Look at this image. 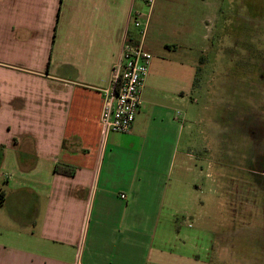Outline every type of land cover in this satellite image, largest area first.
<instances>
[{"label": "crops", "instance_id": "crops-1", "mask_svg": "<svg viewBox=\"0 0 264 264\" xmlns=\"http://www.w3.org/2000/svg\"><path fill=\"white\" fill-rule=\"evenodd\" d=\"M224 2L0 0V264H216L185 174L205 166L188 92ZM136 17L153 56L143 102L132 130L103 142V90L140 39Z\"/></svg>", "mask_w": 264, "mask_h": 264}, {"label": "rangeland", "instance_id": "rangeland-1", "mask_svg": "<svg viewBox=\"0 0 264 264\" xmlns=\"http://www.w3.org/2000/svg\"><path fill=\"white\" fill-rule=\"evenodd\" d=\"M238 1L244 6L233 7L232 0H225L222 13L227 18L234 14V19L227 21L222 15L216 43L198 71L199 81L188 92L189 98L197 99L192 105L194 121L189 139L193 154L202 156L205 166L202 171L200 163L192 161L193 170L185 177L202 188L199 196L205 205L195 207L200 214L196 225L204 226L215 241L212 261L264 264V184L250 172V156L256 150L249 124L244 122V115L260 109L255 93V58L242 57L251 51L264 58V0ZM234 42L237 47L230 46ZM230 53L235 54L233 62ZM5 172L0 168V189L8 183Z\"/></svg>", "mask_w": 264, "mask_h": 264}, {"label": "built area", "instance_id": "built-area-1", "mask_svg": "<svg viewBox=\"0 0 264 264\" xmlns=\"http://www.w3.org/2000/svg\"><path fill=\"white\" fill-rule=\"evenodd\" d=\"M144 1L150 8L155 2ZM134 25L139 28L140 39L136 43L124 42L121 55L113 66L111 85L103 90L100 117L103 142L111 132H130L143 102V88L153 56L144 42L148 22L143 23L136 17Z\"/></svg>", "mask_w": 264, "mask_h": 264}, {"label": "flooded vegetation", "instance_id": "flooded-vegetation-1", "mask_svg": "<svg viewBox=\"0 0 264 264\" xmlns=\"http://www.w3.org/2000/svg\"><path fill=\"white\" fill-rule=\"evenodd\" d=\"M258 50L261 51L262 49L258 48ZM246 55H253L255 58V60L253 59V63L256 70V77L254 78L256 89H254L257 94L256 100L260 107L259 111L254 114L244 115V122L246 121L249 124V136L252 141V147L256 150L250 156L249 167L250 172L257 175L259 183L264 184V58L259 52L252 53L251 51H247L245 54H242V57ZM232 59L233 62L234 57Z\"/></svg>", "mask_w": 264, "mask_h": 264}, {"label": "trees", "instance_id": "trees-1", "mask_svg": "<svg viewBox=\"0 0 264 264\" xmlns=\"http://www.w3.org/2000/svg\"><path fill=\"white\" fill-rule=\"evenodd\" d=\"M57 170L67 175H72L74 172V169L67 165H60L57 167ZM3 194H4L3 190H0V202H2L3 200Z\"/></svg>", "mask_w": 264, "mask_h": 264}]
</instances>
